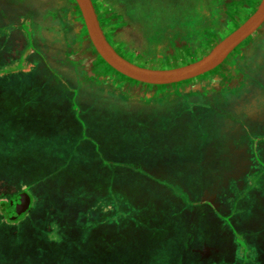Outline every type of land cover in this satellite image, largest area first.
Returning <instances> with one entry per match:
<instances>
[{
	"label": "rangeland",
	"instance_id": "1",
	"mask_svg": "<svg viewBox=\"0 0 264 264\" xmlns=\"http://www.w3.org/2000/svg\"><path fill=\"white\" fill-rule=\"evenodd\" d=\"M192 1L195 0H140L128 6L134 12V17L130 16V20L114 7L112 2L94 0L103 28L116 50L130 61L153 69L176 68L206 56L219 42L243 24L262 2L196 0L197 4L200 3L205 10H209L208 19L214 24L215 30L208 32L205 39L196 43L197 37L193 46L186 41L191 35L189 30L193 9H188L191 8ZM53 2L0 0V63L5 60L9 64L0 65V127H4L0 133V157L4 150L13 148L15 142L21 147L30 145L31 143L25 142L31 138L29 130H34L36 124L40 130H48L50 135L52 133L62 145L64 152L61 158L69 154L77 160L93 158L92 147H97L94 143H98L96 153H99L107 166V170L102 172L106 182L101 184V190L107 195L111 194V201L121 197L111 191L113 188L110 178L114 182L121 180L120 183L127 181L129 176L134 179L135 173L132 171L135 168L139 176L146 177L149 174L157 189L164 194L183 200L186 192L194 199H201L199 190L207 187L210 182L211 186L207 191L209 197L223 198L228 193L230 183L216 181L226 178L237 187L241 182L244 166L257 163L264 167V144L260 145L256 140L264 136V108L263 112L260 111L262 107H257L254 113H248L252 100L246 90L242 92L240 103L237 102L240 99H232L229 90L223 91L232 104L224 102L219 96L204 94H212L217 92L220 86H234L241 81L242 75L238 72L235 58L251 45L255 37L249 38L239 46L214 71L190 81L156 88L125 77L114 70L98 54L87 34L84 45L72 54L71 60L82 64L90 77L102 79L104 82L100 86H111L112 84H106L110 80L114 87L134 99L128 100L124 96L115 98L112 91L106 89L103 92L98 89L93 93L84 91L83 95L75 91L71 95L69 91L75 83L72 71L66 70L68 67L65 62H56L62 53L64 40H69V30L64 19L60 24L57 22L62 19L63 14L51 8ZM155 5L158 12L154 9ZM76 7L78 9L77 4ZM148 8H153V13L156 11L154 17H146L145 10ZM153 19L158 21L154 22ZM167 19L176 23L171 30L169 23L164 21ZM81 23L84 26L83 20ZM155 25L160 27L157 28L159 30L151 29V26ZM259 34L261 31L256 35ZM40 44V47H36ZM45 45H50L52 49L49 50ZM41 47L46 51L47 63L42 61V53L37 49ZM35 58L40 64L35 62ZM32 65L38 67L34 69ZM261 65L256 73L262 77L263 88H252L251 96L254 98L256 93L262 92L264 103V63ZM168 90L175 93L195 92L197 95L198 91L204 92L202 100L200 99L202 107L197 102L194 103L191 97L186 102L183 101L185 105L182 111H177L176 108H180V104L175 102L178 96L171 98L169 103L164 99L151 98ZM143 99L150 101L146 103ZM239 115L247 120L250 131L241 128L240 122L235 120ZM96 119L95 124L91 123V120ZM240 131H244V138L238 137ZM37 133L43 134L42 131H36V136ZM20 139L23 142L16 141ZM76 142L81 143V148H74ZM36 155L31 152H18L17 155L3 159L1 173L8 181L0 178V197L9 198L24 192L27 185L10 183V178L16 174L20 181L19 178H25L26 175H21L22 173L30 174L29 168L32 169L34 162L38 164V161H35L38 160ZM23 160L26 161V166L22 165ZM30 160L32 162H29ZM22 167L23 171H20ZM58 168H61L60 180L67 176H77L71 167ZM231 169L236 172H231ZM20 183L25 184L22 180ZM185 183L189 189H185ZM73 190L74 184L68 187L69 193H65L59 202L65 204L67 195L73 194ZM248 191L249 202L243 201L235 212L238 214L235 228L247 240V252L251 253L249 259L238 253L239 243L236 246L235 235L230 239L220 235L218 241L222 250L214 259H207L205 254L194 251L193 247L202 243V234L199 237L198 234L204 225L201 220L197 222L196 228H193L197 231L194 232V237H190L191 233L188 234L187 230L191 227H187L183 217L192 206L185 202L179 208L175 205L171 208L173 216L171 221L170 217H167L166 221L174 228V235L158 248L157 253H154L146 264H264V255L260 254V251L263 253V246L258 243L264 233V174L258 176L257 182ZM93 192L91 190L88 194ZM30 194L34 196L33 192ZM228 202L234 203L233 197L229 198ZM230 213H233L232 210ZM30 214L31 211L20 221L7 223L16 228L27 222ZM58 216L62 220L68 214L61 208ZM193 217L196 218L195 215ZM205 217L210 218L209 214ZM41 218L42 216L38 219ZM47 219L48 216L44 212L43 221ZM74 221L69 215L70 228ZM100 226L95 233L99 231ZM25 229L26 226L23 230ZM16 230H13L15 234ZM126 234L127 236H120L124 242L133 236L129 230ZM207 238L211 240L212 235ZM95 242L97 264H101V261L104 262L105 253L111 255L116 244H113L110 232H106L104 237ZM228 245L231 246L230 250Z\"/></svg>",
	"mask_w": 264,
	"mask_h": 264
},
{
	"label": "trees",
	"instance_id": "2",
	"mask_svg": "<svg viewBox=\"0 0 264 264\" xmlns=\"http://www.w3.org/2000/svg\"><path fill=\"white\" fill-rule=\"evenodd\" d=\"M48 1H54L51 8L63 14L62 19L57 20V22L60 24L64 19L69 30L67 34L69 35V40H64L62 53L56 62H65L66 67H68L66 70L72 71L75 83L69 91L71 95H73L75 91L83 95L84 91L86 93H93L99 89L100 92L106 90L112 91L115 98H117V96H124L127 97L128 100L134 99L133 96L114 87V84L111 83L110 80H108L106 84L109 83L113 86H100L104 82L102 79L90 77L86 74L82 64L71 60L72 54H75V51H79L84 45L85 35H87L86 27L81 23V12L76 9L75 0H47V3ZM137 1L140 2V0H107V2H112V5L119 9V11L130 20L132 19L131 17H134V12L128 6H132ZM142 6H144V3ZM157 8L156 6L154 9L157 11ZM191 9H193V18L190 21L191 30H189L191 35L189 38H186V41L194 46L195 43L193 42L197 37L198 40L196 43L201 39H205L207 33L214 31L215 27H213L214 24L208 19L209 10H205L200 3L197 4L196 0L191 2V8L188 10ZM145 12L147 16H144L149 18H151V16L154 17L155 12L153 13V8H148ZM48 18L50 17L48 16ZM153 20L154 22L158 21L155 19ZM164 21L169 23L171 27L169 30L176 25L172 20L167 19ZM195 22H197V24H195ZM153 28L157 29L160 27H156V25L151 26V29ZM169 30L167 33H169ZM183 38L185 37L183 36ZM40 46L41 44L36 47ZM45 46L47 47V45ZM47 48H49V50L52 49L50 45ZM37 49L42 53L40 54L42 61L47 63L48 60L45 57L46 51L43 47ZM21 57L23 56L21 55ZM34 60L36 63L40 64L36 58ZM3 62L4 63L1 62L0 65L9 66L5 60H3ZM46 65L48 66V64ZM32 66L34 69L38 67V65ZM149 86L156 88L161 87L154 85ZM168 86L170 85L164 87ZM202 93L203 92L198 91L199 95H197L195 92L175 93L168 90L166 93H157L151 98L164 99L166 103H169L171 98L178 96L175 102L180 104V108H176V110L182 111L185 105L184 102L191 99V97L193 102H197L200 106V99L202 100L203 96ZM167 94L169 96H167ZM148 101L150 100H144L146 103ZM91 121V123L95 124L97 119ZM34 126V130H29L31 132V138L28 139L29 141L25 142L31 143L30 145L21 147L15 142L16 146L14 145L13 148L6 149L7 151L4 150L0 157V178L5 182L8 180H6L1 173V163L4 161V158L14 156L15 154L17 155L18 152H26L28 154L31 152L32 155L37 154L36 156L38 159L35 160L38 161V164L34 162L32 169L29 168L30 174L25 172L21 174H26L24 175L25 178H19V181L16 174L10 178V183L15 182L18 185H27L24 191L28 193L33 192L32 195L34 196H32L31 207L27 212L28 214L31 211V214L28 220H26L27 222L16 228L8 224L20 221L26 215L23 214L17 220H13L12 213L10 212V201L15 195L9 198L5 196L0 197V264H97L98 259L95 241L104 237L106 232L111 233L113 244H116V247L111 255L105 253L104 262L101 261V264H146L150 257H152L154 253H157L158 248L174 235V228L169 225L170 222L166 221L167 217H170L171 221V217L173 216L171 208L174 205L179 208L181 204L186 202L192 206L190 211H186V214L184 213V208H182L184 213L183 222L187 227H191V229L187 230L188 234L191 233L190 237H194V232L197 230L193 228H196L197 222L200 220L203 224H206L204 227H211L213 224L211 222L204 223L203 218L201 216L199 217L198 214H195L196 218L193 217V212L197 210L194 205H198L199 200L193 202L188 198L189 195L187 192L184 193V201L179 198L169 197L167 193L164 194L159 188L157 189L156 183L149 174L146 177L139 176V174L136 173L138 171L137 168L132 171L135 173L134 179L126 175L130 178L128 177L127 181H122V183H120L121 180L114 182L110 178L111 187L113 188L111 191H115L121 197L118 200L114 199L111 201V194L107 195L105 191L101 190V184L106 182L104 175L102 176V172L107 170V166L102 158H100L99 153H96L98 151L96 150L99 145L98 143L92 142L97 146L95 148L92 147L93 154L91 155L93 158L90 157L88 160L80 158L77 160L72 157L71 154L61 158L60 156H63L64 152L62 145L53 137L52 133L50 135L48 130H40L38 124ZM3 129L4 127H0V133ZM83 129H85L84 125ZM36 131H42L43 134L37 133L36 136ZM16 141H21V139ZM53 144L55 146H53ZM39 145L41 146L38 147ZM81 146V143L79 144V142H76L74 148H81ZM22 162V165L26 166L24 165L26 161L23 160ZM29 162H32V160ZM57 166L71 167L72 170L77 173V176H67L60 180L61 168L59 169ZM137 167L142 169L140 166ZM262 170L264 171L263 168ZM20 171H23V167ZM259 172L262 173V171ZM21 180L24 181L25 184L20 183ZM186 183L184 187L185 189H189ZM73 184V194H68L65 204H61L62 202H59L60 199L65 193H69L68 187ZM91 190L94 192L88 194ZM109 198L110 201H108ZM61 208L68 214V216L62 220L58 216L59 209ZM44 212L48 216V219L43 221ZM69 215L72 217V220H75L72 228H70L71 222L69 223ZM41 216L42 218L38 219ZM99 225H101L100 229L95 233ZM25 226L27 229L23 230ZM230 226L229 228L224 227L220 229L221 232L218 230V234L226 238H232L233 235H235L234 242L236 246L238 243L240 244H238L237 248L238 253H241L242 256L249 259L251 253L250 251L247 252L249 246L245 236L235 227H232V225ZM204 227L201 232L198 230V237L200 234L204 237L202 233L203 229H205ZM15 229H17L16 234L13 232ZM127 230H129L130 235L133 236L127 242H124L121 237L127 236ZM258 243L263 246V253L261 252L260 254L264 255V233L259 238ZM201 246L202 244L198 243L196 247H193V250L198 252ZM105 258H107V261H105Z\"/></svg>",
	"mask_w": 264,
	"mask_h": 264
},
{
	"label": "water",
	"instance_id": "3",
	"mask_svg": "<svg viewBox=\"0 0 264 264\" xmlns=\"http://www.w3.org/2000/svg\"><path fill=\"white\" fill-rule=\"evenodd\" d=\"M81 12L87 34L102 59L118 73L139 83L167 86L190 81L208 74L220 65L264 24V0L257 10L236 30L219 42L210 53L184 66L171 69H153L140 66L123 55L109 41L93 0H75ZM32 196L20 192L10 201L12 219L17 220L31 207Z\"/></svg>",
	"mask_w": 264,
	"mask_h": 264
},
{
	"label": "flooded vegetation",
	"instance_id": "4",
	"mask_svg": "<svg viewBox=\"0 0 264 264\" xmlns=\"http://www.w3.org/2000/svg\"><path fill=\"white\" fill-rule=\"evenodd\" d=\"M260 31H261V34H259V36L256 35ZM252 37H255V38L253 39V42L251 43V45L245 48L244 50H242V52L235 58L238 72L242 75L241 81L235 84L234 86H229V87L220 86L218 88L219 90H217V92H213L212 94H208V92L207 93L203 92L207 96H213V95L219 96L221 100H223L224 102L228 101L229 104H232L231 100L228 99V95H225L223 91L229 90L230 95L232 93V99L238 100L242 96L243 90H246L247 91L246 94L252 100V105L250 106V110L247 111L248 113H254L258 109L257 107H262L260 108V111L263 112V108H264L262 92L256 93L254 98L251 96L252 88H254L255 86H261L263 88L262 77H259V74H257L256 71H258V68L262 66L261 65L262 63H264V55H262V53L264 52V24ZM109 41L112 43L110 39ZM237 102L240 103L241 99ZM235 120H238L240 122L241 128H243L246 131H250L251 128L247 124V120L242 115L236 116ZM243 135H245L244 131H240L238 133V137L241 136V138H244ZM253 137H256V136H253ZM256 140L259 141L260 145L261 143L264 144V136L258 137ZM246 143H247V140H246ZM262 168L264 167L260 164L257 165V163L254 165L244 166L242 168L243 174L240 178L241 182L239 185H237V187L235 186V184L228 181L226 178L221 181H216V183H219V182H229L230 183L228 193L223 198H219V199L213 198L212 199L211 197H209V195L207 194V191L210 189L211 182L208 184L207 187H204L203 189L199 190L201 199H194V197H191V196L188 197L193 202H197L199 200L198 201L199 204L194 205L196 206L195 208L197 210L193 212V215L198 214L199 217L201 216L203 218L204 223L206 222L213 223L211 227H207V226L204 227L205 229H203L202 231L204 235L202 243H201L202 246L198 250V252L201 255L205 254L207 256L206 257L207 259L212 258V257H213L212 259L216 258V256H218L219 252L222 250V247L220 246V243L218 241L220 239V235L218 234L217 231L221 229V226L223 228L224 227L229 228L231 227L230 225H232V227H235V224L238 218V214H236L235 212L237 211V209L240 208L241 203L243 201L245 202L246 200L250 198L248 190L255 185V183L258 180V176H261L264 174V171L261 170ZM232 169H231V172H236L237 170V168L235 171H232ZM255 169H257L256 172H254ZM259 171H262V173H260ZM231 197H233L234 203L228 202V199ZM203 198H205V200H203ZM231 210L233 213H230ZM208 214L210 218L205 217V216H208ZM203 225H206V224H203ZM209 235H212L211 240H208L207 238ZM227 239H230V237H227ZM227 241L229 242L230 240H226V242ZM206 249L208 250L206 251ZM230 249H231V246L228 245V250Z\"/></svg>",
	"mask_w": 264,
	"mask_h": 264
}]
</instances>
